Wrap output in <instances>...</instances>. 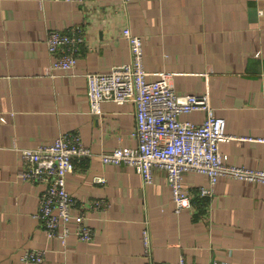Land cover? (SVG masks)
Here are the masks:
<instances>
[{
	"label": "crops",
	"instance_id": "0c3cea01",
	"mask_svg": "<svg viewBox=\"0 0 264 264\" xmlns=\"http://www.w3.org/2000/svg\"><path fill=\"white\" fill-rule=\"evenodd\" d=\"M69 26L84 43L74 67L54 70L48 31ZM124 27L142 39L148 79L165 71L177 93H208L235 137L220 143L228 163L264 166V144L247 139L264 135V0H0V264H264V185L221 176L210 196L177 212L163 170L153 167L145 184L136 166L99 159L136 144L132 102L92 113L86 97V73L130 61ZM64 131L96 154L72 159L66 178L86 241L47 236L37 217L43 185L19 177L21 149ZM206 182L187 171L182 184L194 197ZM30 251L42 260H22Z\"/></svg>",
	"mask_w": 264,
	"mask_h": 264
},
{
	"label": "built area",
	"instance_id": "2783aa9c",
	"mask_svg": "<svg viewBox=\"0 0 264 264\" xmlns=\"http://www.w3.org/2000/svg\"><path fill=\"white\" fill-rule=\"evenodd\" d=\"M61 1L83 3L90 0ZM128 1L123 0L125 3ZM122 36L129 44L130 61L113 65L104 72L86 73V97L92 113H100L104 101L132 102L135 107L133 135L136 144L99 152V159L105 163L136 166L145 184L153 180V167L163 170L177 212L184 207H191L195 198L210 196L213 185L221 176L264 185V166L249 168L228 163L223 158L220 143L235 137L226 132V121L224 117L215 114L208 93H177L170 83L169 73L165 71L160 72L155 79H148L149 73L143 66L141 37L132 33L129 27L122 29ZM84 39L76 26L50 29L46 43L48 51L56 55L52 69L74 67L77 61L76 49L84 43ZM193 111L203 112L200 122L180 118L181 114ZM247 139L264 144V135ZM94 155L90 147L83 145L78 136L69 131H64L51 142L21 149L25 168L19 177L43 185L37 217L47 236H58L62 242L70 235L85 241L91 238V229L84 221L85 214L76 208L66 178L74 169L72 159ZM187 171H196L207 177L206 184L198 188L194 197L183 188V177ZM99 204L100 201H95L93 205ZM21 258L24 261L40 262L41 251L27 252ZM143 264L194 263L180 258L173 263L150 261ZM210 264L231 263L214 260Z\"/></svg>",
	"mask_w": 264,
	"mask_h": 264
}]
</instances>
